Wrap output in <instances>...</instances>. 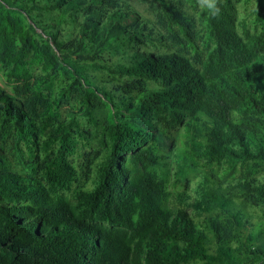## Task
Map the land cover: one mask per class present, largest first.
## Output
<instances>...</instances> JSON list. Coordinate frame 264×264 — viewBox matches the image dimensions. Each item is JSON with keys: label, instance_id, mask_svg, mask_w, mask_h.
<instances>
[{"label": "trees", "instance_id": "obj_1", "mask_svg": "<svg viewBox=\"0 0 264 264\" xmlns=\"http://www.w3.org/2000/svg\"><path fill=\"white\" fill-rule=\"evenodd\" d=\"M203 2L0 0V264H264V0Z\"/></svg>", "mask_w": 264, "mask_h": 264}, {"label": "rangeland", "instance_id": "obj_2", "mask_svg": "<svg viewBox=\"0 0 264 264\" xmlns=\"http://www.w3.org/2000/svg\"><path fill=\"white\" fill-rule=\"evenodd\" d=\"M129 3H131L135 9L140 12L142 15L147 16V17H151L149 15V8H148V0H127ZM200 4H203V0H199ZM241 11L244 12V8L240 7ZM35 72H37L35 70ZM0 85L5 86V82H4V66L0 63ZM5 88L7 90H10L9 87ZM7 158H8V163L11 167L12 170L14 171H19L21 172V168L16 164L13 156L7 151ZM166 162V172L168 173V178H169V182L173 181V169H174V163H173V157L170 155L169 157H167L166 159H164ZM193 186V183L189 184V186H187V188H185V190L187 192L191 191V188ZM172 191V190H171ZM174 191V188H173ZM192 210L189 208L188 212H191Z\"/></svg>", "mask_w": 264, "mask_h": 264}, {"label": "clouds", "instance_id": "obj_3", "mask_svg": "<svg viewBox=\"0 0 264 264\" xmlns=\"http://www.w3.org/2000/svg\"><path fill=\"white\" fill-rule=\"evenodd\" d=\"M211 7H214V4L210 5ZM218 11V10H217Z\"/></svg>", "mask_w": 264, "mask_h": 264}]
</instances>
